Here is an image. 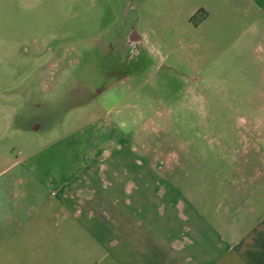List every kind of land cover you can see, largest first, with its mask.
Instances as JSON below:
<instances>
[{
	"label": "rangeland",
	"instance_id": "1",
	"mask_svg": "<svg viewBox=\"0 0 264 264\" xmlns=\"http://www.w3.org/2000/svg\"><path fill=\"white\" fill-rule=\"evenodd\" d=\"M129 5L0 0V184L5 172L82 171L123 155L132 162L108 166L162 172L203 193L257 186L264 34L186 48L188 36L145 34ZM247 195L239 205L262 213Z\"/></svg>",
	"mask_w": 264,
	"mask_h": 264
},
{
	"label": "crops",
	"instance_id": "2",
	"mask_svg": "<svg viewBox=\"0 0 264 264\" xmlns=\"http://www.w3.org/2000/svg\"><path fill=\"white\" fill-rule=\"evenodd\" d=\"M124 1L145 34L188 36L186 48L264 34V0ZM125 157L96 158L82 171L2 173L0 264H264V211L238 203L247 192L264 210V176L203 193L162 172L108 166Z\"/></svg>",
	"mask_w": 264,
	"mask_h": 264
},
{
	"label": "trees",
	"instance_id": "3",
	"mask_svg": "<svg viewBox=\"0 0 264 264\" xmlns=\"http://www.w3.org/2000/svg\"><path fill=\"white\" fill-rule=\"evenodd\" d=\"M200 20H201V16H200V15H197V14L190 18V21H191L194 25H197V24L199 23Z\"/></svg>",
	"mask_w": 264,
	"mask_h": 264
}]
</instances>
